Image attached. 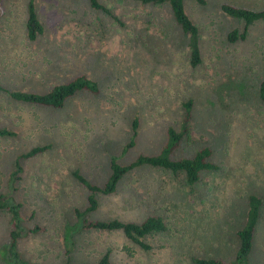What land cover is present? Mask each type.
<instances>
[{
  "label": "rangeland",
  "instance_id": "obj_1",
  "mask_svg": "<svg viewBox=\"0 0 264 264\" xmlns=\"http://www.w3.org/2000/svg\"><path fill=\"white\" fill-rule=\"evenodd\" d=\"M43 32H25L28 0H2L0 86L47 93L76 75L98 83V93L78 91L61 108L12 99L0 89V193L17 154L35 146L45 151L22 161L14 196L28 225L44 230L21 239L18 249L33 264H95L108 252L114 264H196L194 258L230 260L238 249L236 232L245 221L247 197L261 198L250 264H264V20L244 30L242 20L225 14L230 3L264 8V0H185L198 26L201 62L189 64L187 36L168 4L99 0H33ZM192 100L187 133L174 157L212 150L214 170L189 185L181 172L140 166L128 171L111 194H97V219L141 222L160 215L166 229L144 237L149 248L118 230L84 229L75 209L86 206L79 171L101 184L110 157L122 164L138 154L159 151L167 129H179L183 103ZM138 120L135 145L121 154ZM9 213L0 209V264L5 258Z\"/></svg>",
  "mask_w": 264,
  "mask_h": 264
},
{
  "label": "trees",
  "instance_id": "obj_2",
  "mask_svg": "<svg viewBox=\"0 0 264 264\" xmlns=\"http://www.w3.org/2000/svg\"><path fill=\"white\" fill-rule=\"evenodd\" d=\"M91 7L102 9L110 13V10L102 5L99 0H88ZM142 4H168L175 22L180 26L183 33L187 36V46L189 48V64L196 66L201 62L200 36L198 26L193 22L185 10V0H132ZM196 3L204 4L206 0H194ZM0 0V17L3 14V8ZM222 11L233 18L240 19L244 22L245 27L242 32L236 29L228 33V39L235 41L239 38H244L247 33V27L259 20H264V8L250 9L242 6H237L230 3L221 5ZM27 18L25 22V32L29 40H35L38 35L43 32V26L37 17L34 1L27 2ZM0 89L7 92L8 95L17 101L32 103L36 105L49 106L53 108H61L65 104V100L73 96L78 91H90L98 93V83L87 77L85 74H79L63 84L54 85L47 93H36L31 91L8 90L0 86ZM259 97L264 100V79L258 85ZM184 115L176 130L172 127L167 129V139L158 152L153 154H138L132 161L126 164L119 163L117 156L110 157V171L106 179L97 184L88 179L79 171H74L76 179L87 189L86 206L82 209L76 208L75 214L79 223L84 229H98L106 231L118 230L131 242L138 244L143 248H149L143 239L148 234L164 231L166 224L162 216L149 215L141 222L121 221L119 219H97L91 217V213L98 207L97 194H111L116 190V186L122 177L130 170L140 166H151L163 168L172 173L181 172L184 175L185 181L189 185L195 184L204 170H214L217 165L211 160L212 150L204 146L196 151L191 156L174 157V152L180 146L184 135L187 133L188 120L192 115V100L188 99L183 103ZM138 120L135 118L132 123V136L129 141L123 146L121 154L135 145L136 128ZM15 132L7 127H0L1 137H12ZM50 145L35 146L27 152H22L16 155L14 165L9 173L7 187L4 193H0V209H4L10 216V228L8 231V245L6 246L5 258L10 264H33L25 259L19 249V241L29 234L41 232L43 226L39 224L28 225L27 220L21 212L22 203L14 196L17 191V182L23 171L22 161L41 153L48 149ZM261 206V198L256 194H249L247 197V213L245 221L240 229L237 230L238 249L234 257L230 260L217 258H194L196 264H250L249 254L252 249L254 232L259 217ZM66 264H70L69 261ZM95 264H114L110 261L109 253H104Z\"/></svg>",
  "mask_w": 264,
  "mask_h": 264
}]
</instances>
